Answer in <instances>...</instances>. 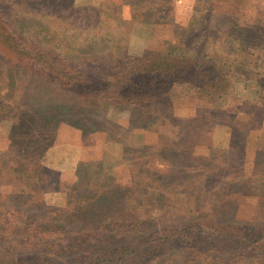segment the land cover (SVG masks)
<instances>
[{
	"label": "rangeland",
	"instance_id": "374dc122",
	"mask_svg": "<svg viewBox=\"0 0 264 264\" xmlns=\"http://www.w3.org/2000/svg\"><path fill=\"white\" fill-rule=\"evenodd\" d=\"M0 19L100 94L148 52L180 65L139 75L164 97L117 106L0 52V264H73L185 218L227 221L192 232L229 249L186 238L149 264H264V0H0Z\"/></svg>",
	"mask_w": 264,
	"mask_h": 264
},
{
	"label": "trees",
	"instance_id": "16d2710c",
	"mask_svg": "<svg viewBox=\"0 0 264 264\" xmlns=\"http://www.w3.org/2000/svg\"><path fill=\"white\" fill-rule=\"evenodd\" d=\"M133 16V19L135 20H147L146 17L141 14H133ZM7 25L8 24L5 21L0 19L1 53H3V51L12 53L11 55L17 58L18 61H21L27 66L35 68L38 74H41L42 76L57 77L59 79L60 85L65 90L76 91L78 93H81L83 97L85 96V94H89L90 91H93V96L94 98H96L94 100H96L98 103L104 98L108 101H111L117 106H120V104L141 105L148 101H152L156 97H164V95L166 94L164 88L159 89V95H155L156 91H153L152 89L149 90L150 85L146 83V79L148 77L139 75H144L145 72L159 71L160 68L156 67V65L157 63L161 62H165L166 64H168L169 69L167 67V71H171V73L169 74L170 76L174 74L176 72V69L180 66L178 65V63H175L174 65L173 63H171V61H166V59L165 61H162V56H157L155 57L156 59L153 58L155 60L154 62H152V59L148 52L142 57L131 59V62L133 61L136 66L134 68H131V70L122 77V79L118 82L117 85L113 84L114 86L108 85L107 87H105L104 91H102L101 93L103 98H100L101 94L95 91L96 88L100 86V83L95 84L93 78L88 74L87 71H85L83 68L73 66L70 63H66L64 60L59 59L58 56L51 54L48 50L42 48L40 49L35 45L29 46L28 43H22L21 41H19V38L16 36V34L10 33L9 30H5L7 29L6 27H8ZM175 49L177 50V48ZM204 56H208L207 53H205ZM182 73V68L180 67V76L182 75ZM117 75H123V73L120 72ZM161 76L162 73L154 75L156 79ZM113 78L116 79V77ZM218 78L220 77H218L216 73L215 78H211V81H209V86L211 90L215 93H220L222 91L221 88L224 86V84L219 83L217 81ZM222 81H225V79L221 80V82ZM217 84L220 85L214 87ZM156 85L157 83H155V86ZM97 102L93 101V103H91V107H93V105H96ZM4 107V101L1 100L0 97V112L1 109ZM58 120L59 116H53L50 118V122L53 123L58 122ZM50 131L52 133V130L43 131V129H40V132L38 133L41 137H43L42 135H46L47 133H50ZM50 142L51 141H49L48 139L47 143L49 144ZM24 149L27 148L24 147L22 150ZM30 158L34 159L33 163L36 162V157H34V155L32 157L27 158L26 161ZM42 168L43 171H46L44 167H41V169ZM31 171L32 168L29 170V168L27 167V170L24 173L25 175L30 176L32 173ZM55 212L60 211L53 210V213ZM186 219L189 218H185L186 222L182 221V223L180 225H177V227L168 226L165 231L166 236L159 239H154L155 236L159 234V230L155 229L150 234L153 236L152 238H136L128 244H124L117 247L113 246L109 248L110 246H105V244L100 245L98 242L96 244L97 250L95 253L89 254V256H87L81 262L75 261L73 264H149L155 256L153 254H162L168 252L172 248H179L183 245V242L186 240V238L190 241L191 244L195 246L205 247L206 244L210 246V243L208 242L214 241V244L217 245L216 247H218V250L226 251L229 249L228 242L225 240L218 241L217 239L212 238V235L207 238L204 233L194 234L192 232L194 227H200L202 230H206V226H212V228L218 230L217 235H219L220 231L223 232L231 228L229 227V225H227V221L213 223L214 220H212L208 221L207 223L203 220V218H199V220H196L195 222L193 221L194 218H191L190 220ZM223 223H225L226 225ZM201 229H198L199 232L201 231ZM179 235L180 239L176 237ZM39 241H41V239H39ZM179 244V247H174ZM55 248L59 250L61 247L55 245Z\"/></svg>",
	"mask_w": 264,
	"mask_h": 264
},
{
	"label": "crops",
	"instance_id": "0c3cea01",
	"mask_svg": "<svg viewBox=\"0 0 264 264\" xmlns=\"http://www.w3.org/2000/svg\"><path fill=\"white\" fill-rule=\"evenodd\" d=\"M75 2H77V1H75ZM133 31H135V32H133ZM133 31H132L131 34L129 33L130 41H129V45H128V47H127V51H128L129 53H130V52H134L133 40H135V39H133V37H134V36L136 37L137 34H138V29H133ZM149 45H150V43H149ZM146 48H148V47H146V43H144V44H143V48H142L141 51H143V50L146 49Z\"/></svg>",
	"mask_w": 264,
	"mask_h": 264
}]
</instances>
